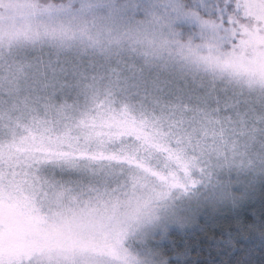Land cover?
<instances>
[{
	"label": "snow or ice",
	"instance_id": "snow-or-ice-1",
	"mask_svg": "<svg viewBox=\"0 0 264 264\" xmlns=\"http://www.w3.org/2000/svg\"><path fill=\"white\" fill-rule=\"evenodd\" d=\"M0 264H264V0H0Z\"/></svg>",
	"mask_w": 264,
	"mask_h": 264
},
{
	"label": "trees",
	"instance_id": "trees-1",
	"mask_svg": "<svg viewBox=\"0 0 264 264\" xmlns=\"http://www.w3.org/2000/svg\"><path fill=\"white\" fill-rule=\"evenodd\" d=\"M243 211V210H242ZM209 235H211V232H209L208 233ZM247 243V240L244 238V237H242L241 239H240V241H239V244H238V247H244V245Z\"/></svg>",
	"mask_w": 264,
	"mask_h": 264
}]
</instances>
